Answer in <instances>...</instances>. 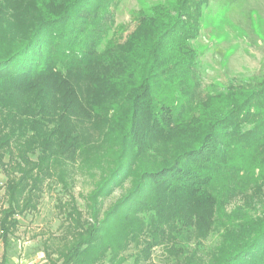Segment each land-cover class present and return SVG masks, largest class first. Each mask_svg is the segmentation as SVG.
<instances>
[{"label":"trees","instance_id":"1","mask_svg":"<svg viewBox=\"0 0 264 264\" xmlns=\"http://www.w3.org/2000/svg\"><path fill=\"white\" fill-rule=\"evenodd\" d=\"M115 1H0L5 251L45 181L79 162L101 174L85 215L69 203L70 240L50 264H124L133 244L137 264L161 246L178 264H264V79L203 94L191 41L204 0L156 4L124 38Z\"/></svg>","mask_w":264,"mask_h":264},{"label":"rangeland","instance_id":"2","mask_svg":"<svg viewBox=\"0 0 264 264\" xmlns=\"http://www.w3.org/2000/svg\"><path fill=\"white\" fill-rule=\"evenodd\" d=\"M2 1V0H0ZM171 0H116L110 11L114 16V29H126L123 38L132 32L137 17L148 14L150 9ZM114 2V1H113ZM201 8V28L192 48L199 53L198 74L203 94L223 91L232 83L256 82L264 79V0H204ZM112 30L99 47L102 51L113 37ZM63 181L47 180L41 195L26 213L19 214V222L5 251L0 238V264H50L47 250L59 252L65 249L66 216L72 199L80 211L86 214L87 198L98 181L101 170L76 163L70 166ZM6 177L0 173V211L8 207L5 198ZM130 183L114 187L102 199V213L129 188ZM238 199L230 205L234 209L245 204ZM36 206L35 208L33 206ZM33 208V209H32ZM23 209V204H21ZM221 241L219 231L213 232L205 243L204 255L212 252ZM139 249L133 244L124 253V264H137ZM110 255L104 264H109ZM138 264H178L176 259L161 246L153 249L147 262Z\"/></svg>","mask_w":264,"mask_h":264}]
</instances>
